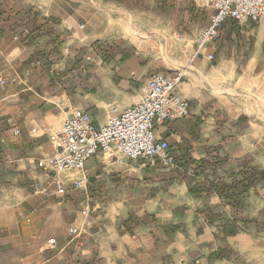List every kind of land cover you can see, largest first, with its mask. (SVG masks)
Listing matches in <instances>:
<instances>
[{
	"label": "crops",
	"instance_id": "obj_1",
	"mask_svg": "<svg viewBox=\"0 0 264 264\" xmlns=\"http://www.w3.org/2000/svg\"><path fill=\"white\" fill-rule=\"evenodd\" d=\"M125 4L0 0V264H264V179L239 185L245 175L264 178V19H229L207 52L198 55L194 40L184 61L168 60L164 75L184 72L174 93L191 103L188 117L156 129L174 168L125 158L104 167L101 155L84 172L38 167L55 152L50 134L75 111L97 110L104 124L113 106L139 103L164 66L158 49L153 56L119 44L123 24L113 14L136 10ZM189 5L202 15L187 24L195 38L212 11ZM220 183L238 195V208Z\"/></svg>",
	"mask_w": 264,
	"mask_h": 264
},
{
	"label": "built area",
	"instance_id": "obj_2",
	"mask_svg": "<svg viewBox=\"0 0 264 264\" xmlns=\"http://www.w3.org/2000/svg\"><path fill=\"white\" fill-rule=\"evenodd\" d=\"M202 1L212 13L207 26L196 36L195 50L198 55L207 52L217 40L227 20L258 22L264 19V0ZM207 56L214 61L213 53ZM184 76L183 71H178L174 76L153 73L147 80V93L142 100L126 109L113 106L102 125H98L89 112L75 111L59 129L50 134L49 140L55 152L50 157L40 158L38 167L50 171L54 176L72 171L84 172L87 162L101 155L104 167L120 163L122 157L141 161L150 168H174L176 160L171 146L168 141L157 137L156 129L190 115L191 103L174 93ZM1 83L5 84V81ZM14 134L19 135L20 131L15 130ZM96 178L99 179V176ZM66 185L59 179L53 181L56 194L61 196L67 192ZM72 185L75 190H83L86 178L74 180ZM89 198L86 193V199ZM82 214L89 217L91 212L83 209ZM75 233L71 230L69 236L74 237ZM49 246L54 248L56 240L51 239Z\"/></svg>",
	"mask_w": 264,
	"mask_h": 264
},
{
	"label": "rangeland",
	"instance_id": "obj_3",
	"mask_svg": "<svg viewBox=\"0 0 264 264\" xmlns=\"http://www.w3.org/2000/svg\"><path fill=\"white\" fill-rule=\"evenodd\" d=\"M125 3L128 9L136 10H134L135 12L129 10L131 16L122 11L113 14V19L117 20L115 26L119 28V22L123 24V32L120 35L123 39L118 41L119 44L132 51L152 52V55L155 53L154 50L158 49L159 54L163 55L164 66L156 71L168 74L167 70L172 68L171 64L167 63L168 60L179 64V62L184 61L186 52L192 50L193 41L196 37L193 38L190 29H187L191 26L187 24L189 22L192 24L198 23V19L202 16H193L195 11L192 13L190 11L186 12L184 10L185 5L187 3L190 4L189 6L199 5L202 4V0H188L185 3H179L178 0H160L156 3L150 2V0H130L127 3L125 0ZM178 5L180 6L179 15L175 13V8ZM177 17L179 18L178 26L175 28L174 23H176L175 18ZM179 68L181 67L179 66ZM83 84L84 89H86L87 83L83 82ZM139 85L140 82L133 83V89L127 92L126 95L132 97L135 93L134 90H138ZM89 113L95 120L97 110L93 111L95 115L92 112ZM101 114L103 115V112ZM122 159L124 158L121 157Z\"/></svg>",
	"mask_w": 264,
	"mask_h": 264
},
{
	"label": "trees",
	"instance_id": "obj_4",
	"mask_svg": "<svg viewBox=\"0 0 264 264\" xmlns=\"http://www.w3.org/2000/svg\"><path fill=\"white\" fill-rule=\"evenodd\" d=\"M262 179H264V178H263V175H261V174H259V176H258L257 179H254L252 181H251V178L248 175H245L243 181H241L239 183V185H241L243 187V191H245V190H247V188L250 187V185L255 184L256 183V180H262ZM215 187H219L220 189L224 190L223 192L226 191L227 194L223 195V193H222V197H224V200L232 201L234 199L232 201V203L234 204L235 207L238 208V206H239V204H238L239 203L238 195L234 196L233 194L232 195L229 194L230 193V190H231L230 189V186H227V185H225L223 183H220V184H216ZM243 191H242V193H243Z\"/></svg>",
	"mask_w": 264,
	"mask_h": 264
}]
</instances>
